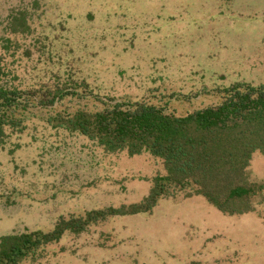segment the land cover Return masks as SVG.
<instances>
[{
  "label": "rangeland",
  "instance_id": "374dc122",
  "mask_svg": "<svg viewBox=\"0 0 264 264\" xmlns=\"http://www.w3.org/2000/svg\"><path fill=\"white\" fill-rule=\"evenodd\" d=\"M0 55L22 88L79 92L33 104L23 128L0 136V235L49 231L62 217L140 202L167 172L158 157L106 152L48 117L109 99L186 114L220 102L224 87L263 83L264 0H0ZM249 174L264 182V154ZM22 264H264V194L244 214L201 194L164 196L147 212L66 231Z\"/></svg>",
  "mask_w": 264,
  "mask_h": 264
},
{
  "label": "trees",
  "instance_id": "16d2710c",
  "mask_svg": "<svg viewBox=\"0 0 264 264\" xmlns=\"http://www.w3.org/2000/svg\"><path fill=\"white\" fill-rule=\"evenodd\" d=\"M11 17L16 25L20 16ZM11 75L0 55V136L11 128H23L33 104L47 106L68 95H79L66 85L22 88ZM221 94L220 102L186 114L169 112L144 100L109 99L99 110L77 108L50 115L47 122L53 128L81 134L106 152L158 157L167 173L154 178L151 190L140 202L62 217L49 231L0 235V264L36 259L66 231H84L89 224L111 215L147 212L160 198L179 192L201 194L230 214L255 210L257 197L264 194V182L252 180L249 167L256 153L264 154V82L235 83L222 88Z\"/></svg>",
  "mask_w": 264,
  "mask_h": 264
}]
</instances>
